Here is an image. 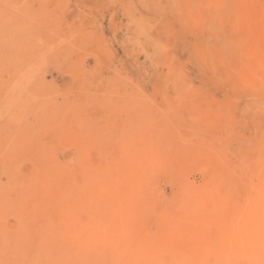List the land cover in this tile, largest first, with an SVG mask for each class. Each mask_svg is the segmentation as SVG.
I'll return each instance as SVG.
<instances>
[{"label": "rangeland", "instance_id": "1", "mask_svg": "<svg viewBox=\"0 0 264 264\" xmlns=\"http://www.w3.org/2000/svg\"><path fill=\"white\" fill-rule=\"evenodd\" d=\"M0 264H264V0H0Z\"/></svg>", "mask_w": 264, "mask_h": 264}]
</instances>
